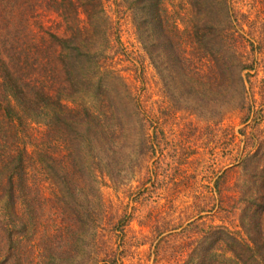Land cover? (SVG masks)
Returning a JSON list of instances; mask_svg holds the SVG:
<instances>
[{"label":"rangeland","instance_id":"1","mask_svg":"<svg viewBox=\"0 0 264 264\" xmlns=\"http://www.w3.org/2000/svg\"><path fill=\"white\" fill-rule=\"evenodd\" d=\"M99 1L95 9L104 10L86 16V0H0V59L8 52L3 39H12L22 60L50 56L41 73H54L47 102L38 88L25 91L21 112L28 129L14 124L5 140L6 151L15 155L20 131L30 135H21L31 143L28 186L14 206L4 196L0 201V249L10 224L14 232L21 230L12 243L20 264L32 258L34 264L167 263L164 258H173L191 232L162 241L158 232L191 220L235 227L247 208L252 170L264 166V154L241 162L264 152V0H162L169 26L178 31L170 46H164L159 27L142 29L144 12L131 0ZM56 9H66L70 22ZM204 22L231 39L227 62L211 69L197 61L192 44L200 33L193 26ZM50 33L66 39L63 47L79 42L91 51L102 49L111 69L66 65L68 50L58 55L59 41ZM256 42L262 52L252 47ZM179 46L185 66L170 61ZM252 58L254 68L239 72V61ZM98 75L103 91L94 96L86 80ZM66 104L88 123L58 121L55 111L66 114ZM84 107L97 111L95 120L86 118ZM151 121H159L163 131H153ZM124 211L132 215L124 227L125 249L118 247L116 228ZM31 241L39 252L35 258L23 248Z\"/></svg>","mask_w":264,"mask_h":264},{"label":"trees","instance_id":"2","mask_svg":"<svg viewBox=\"0 0 264 264\" xmlns=\"http://www.w3.org/2000/svg\"><path fill=\"white\" fill-rule=\"evenodd\" d=\"M2 2L9 3L8 0H2ZM100 4L104 3V0L99 1ZM131 4L136 5L142 12L144 17L142 18L141 25L142 29H146V26L149 30L152 28L159 27L162 32H164V46H170L171 35L178 34V31L172 25L169 26V19L167 11L162 7V0H131ZM96 3L94 0H86L83 5V10L86 13V16H89L88 13L90 10L95 11H103L104 9L99 8L95 9ZM74 8V7H73ZM8 10L13 13L12 3L9 5ZM57 10V9H56ZM59 10V11H58ZM60 16L65 22L68 21L69 16H67L66 9H58ZM228 14V11H226ZM75 30H80V28L76 25ZM196 32L195 39L196 41H192V44H196L197 49L194 51L197 61L203 60V64L207 65L209 69L211 66L218 67L220 62H227V58L225 57V53L230 44L228 41L231 39L228 36L224 37L222 34V30L219 29L218 25L204 22L202 25H194L193 26ZM172 30V32H170ZM54 39L59 41V45L61 47L60 51L57 52L58 55L65 53L64 48L68 50L66 57V65L67 63L71 64L74 69L82 68L83 65L91 66L92 64L97 68V70L102 68L111 69L110 67V57H104L103 50L91 51L85 45L79 42H71L68 47H63V44L66 43L65 38H58L57 35L50 33ZM218 37L217 39H213L212 36ZM176 38V35L173 36ZM224 37V38H223ZM43 41V40H41ZM176 41V40H175ZM12 42V39H11ZM11 42H8L7 39H3L4 44H8V47H4V50H8L6 57L0 59V146L1 141L5 143V149L1 151L0 149V201L5 199L4 203H10L11 206L16 204V200L18 198V192L28 179V176L31 177L30 167L25 164L28 159H31V154L27 152L28 147L27 144H30V141H24L22 136L30 137L28 133L24 130H21L19 137H17V148H13L15 155L10 154V151H6V136L8 129L12 125H17L18 127H26V119L21 112V107L23 105L22 100L26 98L25 91L28 89L30 91H36L38 88L41 91V94L45 97V102L50 96L53 95L54 85L53 75L54 73H49V76H44L41 73V70L44 66H48L50 56H45L43 59L41 54L38 56L41 59H36L33 55V58L30 61H26L25 59H21L19 44L16 43L14 46ZM11 43V45H9ZM235 44V43H233ZM256 51L262 52V44L256 42L255 46ZM34 45L29 46L28 50H32ZM39 49L35 52L37 53ZM185 51V50H184ZM181 52L180 46L178 51L175 54H172L170 61L172 64L180 63L182 66H185L186 63L183 62L184 55ZM34 53V54H35ZM173 53V51H172ZM61 58V57H60ZM58 59V62H64L63 59ZM257 60L252 58L250 61H243L238 64V71L241 70H250L254 68V63ZM259 61V60H258ZM52 66V64H50ZM46 69V68H45ZM53 74V75H52ZM241 74H239L238 78L241 84V88L243 91L245 90L244 81L241 79ZM98 78L94 81L86 80L89 87L93 86L92 95L98 96L101 95L102 84L104 82L101 76H97ZM113 78V77H112ZM88 79V78H87ZM52 80V81H51ZM52 83V87L48 82ZM30 100V99H29ZM57 106L61 104L60 101H56ZM63 109H66V114L62 111H55L56 115L60 118L58 121L74 126L78 122L88 123L87 120L77 119L75 114L71 115V112H74L73 105H61ZM247 109H250V105L247 104ZM61 108L59 107L58 110ZM84 114L87 117H91L96 119V112L90 110L88 107H84ZM247 113L244 117H242V121H246L248 118ZM56 116V117H57ZM70 119V120H69ZM152 122V130L153 131H163L161 127V123L159 121H151ZM47 125V123H45ZM14 125V126H15ZM89 128V125L88 127ZM259 149V148H258ZM11 150V151H12ZM39 152L44 154V150L39 149ZM264 154L263 149L258 152V150L254 151L250 155L246 156L245 159L242 158L241 162H245L246 159L251 157L259 156ZM5 164V165H3ZM2 169V172H1ZM252 176L254 178L253 186L250 189V193L246 198L245 205L248 208L242 210V216L239 218L238 223L235 224V227H227L222 224L215 223H205L204 221L195 222V220H191L188 223L183 225H177L168 229H164L158 232V241H162L163 239H167L169 237H177L179 234L183 235L186 231L191 232L190 235H185V241L182 244L177 245L176 253L173 258L166 257L164 260L159 261V264H264V166L259 169L252 170ZM220 173L217 177L221 176ZM217 179L213 181L214 186H217ZM28 185H24L27 188ZM2 206V205H1ZM246 213V215H245ZM198 214V213H197ZM201 215H198V219ZM132 215L130 213L124 211L120 215H118V224L117 230L119 231V242L118 247L125 249V231L124 227H126L131 221ZM9 224V222L7 223ZM10 231L6 232V246L0 249V264H20L14 256L15 253L12 251V243L17 236H21L22 231L19 230L14 232L12 230L13 225H11ZM180 228L179 233L175 232L176 229ZM24 229V228H23ZM37 242V241H36ZM37 244L34 241L30 242V245L27 247H23L27 253H32V256L35 258V255H39L37 249H35ZM121 249L119 252H122ZM15 250V249H14ZM109 252H112L109 250ZM230 253L231 257H225V253ZM110 254V253H107ZM113 255L115 253H112ZM154 254L158 255V248L154 249ZM30 264H34L33 258L29 261Z\"/></svg>","mask_w":264,"mask_h":264}]
</instances>
